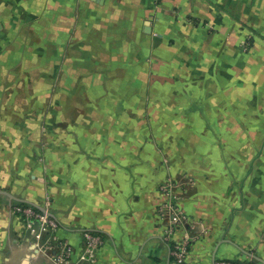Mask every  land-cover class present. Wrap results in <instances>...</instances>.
Masks as SVG:
<instances>
[{
	"label": "crops",
	"instance_id": "crops-1",
	"mask_svg": "<svg viewBox=\"0 0 264 264\" xmlns=\"http://www.w3.org/2000/svg\"><path fill=\"white\" fill-rule=\"evenodd\" d=\"M0 45V264H264V0H3Z\"/></svg>",
	"mask_w": 264,
	"mask_h": 264
},
{
	"label": "rangeland",
	"instance_id": "rangeland-1",
	"mask_svg": "<svg viewBox=\"0 0 264 264\" xmlns=\"http://www.w3.org/2000/svg\"><path fill=\"white\" fill-rule=\"evenodd\" d=\"M3 4V0H0V6ZM0 52H1V45H0ZM177 53H180L181 54V47L179 48V50L177 51ZM192 55V54H191ZM108 63L106 62L105 65H107ZM183 65H185V68L186 69H189L190 67L192 68H196L198 67V63L196 62H189V63H183ZM170 66L167 62H159V63H155V68L160 70V71H169L170 70ZM201 67L202 71L203 72H207L209 73V71H211V67L213 69V63H209V62H202L201 65L199 66ZM230 67L228 65H225L223 63H220L218 62V79H217V82H218V86L219 89L220 88H224L223 86L226 85V82H227V78H225L226 74L225 73H222L224 70H227L229 69ZM174 69H177V70H180L181 71V62L178 63L176 66H174ZM213 71V70H212ZM174 72H177V71H174ZM205 74L203 73V82L204 80H208L207 78H204L205 77H208L209 74ZM167 74H162L160 75L158 78H157V81H156V84L157 85H165V86H170L171 87V93L169 94H165L163 96L159 95L158 97H163L161 98L162 100H164V103H165V106L160 107L161 105H159L157 108H155L154 110V114L155 116H157L158 118H175V119H181V73H176V74H173L172 75V78L170 79V76H166ZM113 82L116 80V79H112ZM140 80V79H139ZM138 81V80H137ZM95 85H97L98 83H94ZM129 79H126V84L125 86L129 85ZM139 86H144L145 84L141 83L138 81L137 83ZM227 85L229 86V83H227ZM133 86V85H132ZM131 86V87H132ZM174 88V89H173ZM209 90V88H207ZM211 90V89H210ZM214 89H212L211 91H213ZM144 91V90H143ZM204 91V90H203ZM220 91V90H219ZM223 93V92H222ZM220 94V93H218ZM203 100H209L210 96L212 95L211 99L213 98V95L214 93H212L211 95H207L203 92ZM144 96V94H139L137 96L138 98V101H142V97ZM221 96V95H220ZM219 96V97H220ZM226 96V95H225ZM96 101L97 100H102L101 97L97 96L95 97ZM134 99V98H132ZM91 113H93L94 111H90ZM104 114L106 115L107 114V111H103ZM102 111H97L98 114H103ZM139 117H143V113L141 111H139L138 113Z\"/></svg>",
	"mask_w": 264,
	"mask_h": 264
},
{
	"label": "built area",
	"instance_id": "built-area-1",
	"mask_svg": "<svg viewBox=\"0 0 264 264\" xmlns=\"http://www.w3.org/2000/svg\"><path fill=\"white\" fill-rule=\"evenodd\" d=\"M169 209L172 211L170 213V224L172 222L178 223L179 220H181V213L178 212L177 208L173 204H169ZM15 210L17 212H22L26 215L28 227L32 228L35 223L40 224V231L37 232L36 238L42 239L44 236H42V232H46L50 229H54L57 227V223L50 218L46 213L36 210L32 206H22L17 205L15 207ZM85 239H86V248L84 253L81 256V259L85 260H92L95 259L97 255V251L99 249V245L101 243V239L99 236L94 235L92 232L85 233ZM187 245L185 242L178 243L175 245L173 254L175 258L179 262H183L187 259ZM222 264H247V263H235L230 261H225Z\"/></svg>",
	"mask_w": 264,
	"mask_h": 264
}]
</instances>
